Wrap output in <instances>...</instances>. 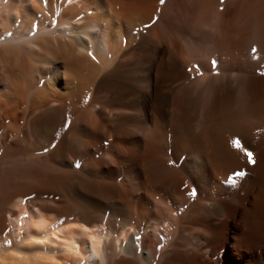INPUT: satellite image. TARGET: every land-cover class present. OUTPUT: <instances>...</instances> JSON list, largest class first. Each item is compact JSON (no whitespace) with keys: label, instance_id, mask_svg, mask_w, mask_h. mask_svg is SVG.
<instances>
[{"label":"bare ground","instance_id":"1","mask_svg":"<svg viewBox=\"0 0 264 264\" xmlns=\"http://www.w3.org/2000/svg\"><path fill=\"white\" fill-rule=\"evenodd\" d=\"M261 72L264 0H0V264H264Z\"/></svg>","mask_w":264,"mask_h":264},{"label":"snow or ice","instance_id":"2","mask_svg":"<svg viewBox=\"0 0 264 264\" xmlns=\"http://www.w3.org/2000/svg\"><path fill=\"white\" fill-rule=\"evenodd\" d=\"M220 2H221V3H224V0H220ZM160 3L163 4V3H164V0H160ZM252 51H253V53H255V52H256V49L253 48ZM213 66L215 67V61H213ZM194 68L196 69V71H197L198 73L200 72V68H199L198 65H194ZM189 71L191 72L192 69H189ZM260 74L264 75V72H261ZM233 143H234V146H235V147H237V148L241 147L239 140H236V141H234ZM246 154H247V156H248V160H249V162H250V163H254V160L252 159L253 154H252L250 151L247 152ZM235 175L239 177V176H243L244 173H243V172H236ZM229 180L231 181L232 178L230 177ZM193 194H194V193H193Z\"/></svg>","mask_w":264,"mask_h":264}]
</instances>
